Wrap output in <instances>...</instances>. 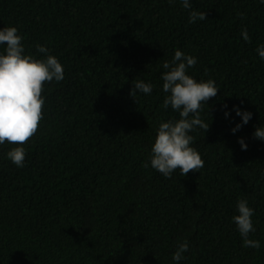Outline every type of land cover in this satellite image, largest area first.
<instances>
[{"label":"trees","instance_id":"trees-1","mask_svg":"<svg viewBox=\"0 0 264 264\" xmlns=\"http://www.w3.org/2000/svg\"><path fill=\"white\" fill-rule=\"evenodd\" d=\"M191 2L205 20L188 23L178 0H0V27L16 26L26 51L45 44L64 66L62 81L45 84L23 167L6 159L14 145H0V264H173L181 239L179 264H264V141L252 136L264 126L254 51L264 4ZM177 48L197 57L190 74L219 88L200 113L208 129L192 133L203 167L166 179L143 163L158 123L178 118L160 91V65ZM137 79L152 92L133 98ZM225 104L252 112L235 134L240 117L225 118ZM238 198L254 209L259 249L241 246Z\"/></svg>","mask_w":264,"mask_h":264},{"label":"clouds","instance_id":"clouds-1","mask_svg":"<svg viewBox=\"0 0 264 264\" xmlns=\"http://www.w3.org/2000/svg\"><path fill=\"white\" fill-rule=\"evenodd\" d=\"M173 0H169L172 3ZM181 7L188 12L187 22L196 23L206 19L203 10L192 7L191 0H178ZM264 4V0H259ZM242 38L249 39L246 29H241ZM23 36L16 26L0 27V145L6 142L11 147L6 153V159L17 167L25 163L24 143L37 132L39 122L43 118L45 95L42 94L45 84L60 82L64 79V66L58 58L51 54L50 49L42 43H35L34 53L26 51L22 42ZM254 51L264 60V43L258 44ZM197 63V57L187 54L179 48L174 50L171 60H164L160 67V91L164 94L162 108L178 114V118L161 120L155 129V136L150 147L148 160L143 167H151L164 178L172 177L176 170L184 176L190 170L198 171L204 161L193 146L197 129L204 133L209 122L201 118V111L208 105L211 97L217 94L218 86L212 78L197 79L189 73ZM151 82L143 79L132 81L129 94L135 98L138 93L148 95L153 90ZM223 116L228 118L234 112L240 120L230 131L235 134L252 117V112L233 105L228 109L222 105ZM252 136L264 141V126H256ZM242 151L247 150V144L242 137L237 138ZM264 178V170L261 171ZM254 209L246 198H238L235 202L231 221L241 237V246L259 249L261 242L250 237L256 228L253 223ZM189 243L181 239L171 253L173 264H179L186 259Z\"/></svg>","mask_w":264,"mask_h":264}]
</instances>
